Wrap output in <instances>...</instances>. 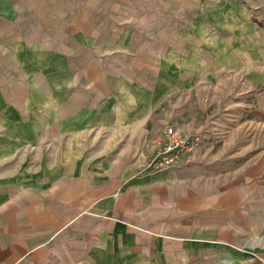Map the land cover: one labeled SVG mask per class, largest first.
<instances>
[{
    "label": "crops",
    "instance_id": "0c3cea01",
    "mask_svg": "<svg viewBox=\"0 0 264 264\" xmlns=\"http://www.w3.org/2000/svg\"><path fill=\"white\" fill-rule=\"evenodd\" d=\"M231 7L0 0V264H264L263 151L144 167L151 114L214 72Z\"/></svg>",
    "mask_w": 264,
    "mask_h": 264
},
{
    "label": "rangeland",
    "instance_id": "374dc122",
    "mask_svg": "<svg viewBox=\"0 0 264 264\" xmlns=\"http://www.w3.org/2000/svg\"><path fill=\"white\" fill-rule=\"evenodd\" d=\"M229 1L239 6L229 10L237 18L227 26H215L225 56L212 59L211 75L200 76L191 87L167 96L147 125L157 135L167 125L199 132L198 169L206 171H211L212 157L229 159L213 163L212 171H222L224 166L248 161L260 150L264 156V0ZM243 15L252 23L239 20L234 26L232 22ZM210 149L212 153H206Z\"/></svg>",
    "mask_w": 264,
    "mask_h": 264
},
{
    "label": "built area",
    "instance_id": "2783aa9c",
    "mask_svg": "<svg viewBox=\"0 0 264 264\" xmlns=\"http://www.w3.org/2000/svg\"><path fill=\"white\" fill-rule=\"evenodd\" d=\"M200 143L199 133L167 125L157 138L155 150L145 163V168L169 169L174 167L181 155L193 153Z\"/></svg>",
    "mask_w": 264,
    "mask_h": 264
}]
</instances>
